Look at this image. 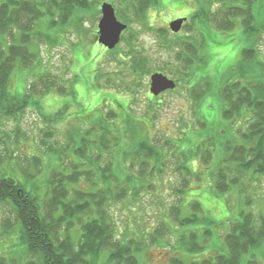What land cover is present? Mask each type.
I'll return each instance as SVG.
<instances>
[{
	"label": "trees",
	"instance_id": "obj_1",
	"mask_svg": "<svg viewBox=\"0 0 264 264\" xmlns=\"http://www.w3.org/2000/svg\"><path fill=\"white\" fill-rule=\"evenodd\" d=\"M161 1H108L115 8L118 19L128 25L118 45L125 43L128 47L127 52L121 51L119 47L108 51L109 56L114 59L115 68L110 72L100 68L95 77V86L124 93L130 98L135 97L134 95L142 89L143 81L152 74L154 68L144 55V50L137 46L139 33L134 31L136 29L133 30V26L140 24L144 31L155 32L157 35L161 32L165 35L170 34L164 30H156L149 22V11L161 5ZM256 1L202 0L203 5H200L183 27L191 34L198 28L199 40L193 36L173 35V39L166 37L160 43L162 50L174 54V47H179L180 50L174 55V60L182 65L187 75L188 70L197 61L201 65L206 64V55H202L207 48L203 26L212 25L218 31L227 33L234 30L236 21L240 19L247 37L255 39L259 33L264 32V24L257 26L256 23L254 14ZM92 7V0H2L0 40L4 37L5 40L0 43V118H17L31 104L39 106L42 111V100L53 91L74 95L72 87L69 89L66 86V80H60L53 74H42L27 86L24 94L13 95L11 93L13 75L16 70L32 68L38 61V55L33 53L30 47L34 40L42 41L44 38L49 40L48 42L58 43L40 29L35 32L38 27L50 31L54 25L61 26L59 23L71 21L76 10H91ZM210 10L213 13H210ZM97 13L101 15L100 10H97ZM44 19L47 21L43 22ZM198 30L194 34L198 33ZM242 54L243 59L236 67L235 79L228 80L221 87L220 95L224 103V118L235 121L243 117L246 129L241 130L238 140L227 141L224 144L225 156L215 171L213 186L218 195L237 193L244 198L252 189V183L258 182L256 177H264V82L255 80V77L249 76L250 71L248 72L257 51L245 49ZM154 72L156 73V70ZM177 82L181 83V79L177 78ZM202 82L190 89V97L196 105L200 104L199 102H202L213 89L211 81ZM110 95L115 97L113 94ZM113 102L121 103L118 99ZM134 102L132 100L131 103ZM106 110L100 120L76 133L80 143L74 144L70 150L87 163L85 166L91 168L102 161L103 167L81 173L77 172L81 165L71 164L73 170L69 175H62L49 169L45 174L41 167L42 158L38 156L31 159L33 162L31 166L38 167L37 172L41 169L39 179L42 178L41 183L44 185H36L37 173L25 177L24 181L14 179L12 176H0V208L14 218L13 221L9 217L3 218L5 231L0 236L10 235L12 230L18 229L17 241L22 247L25 264H139V243L135 236L125 239L123 235H119L111 209L115 202L130 196L135 199L143 188L151 190L154 185L145 181L146 177L142 172L140 176L132 175L134 163L128 170L124 168L125 172L120 176L113 170V162L106 161L107 154L119 146L121 140L125 139L124 135L137 132L135 126L130 125L129 121H124L126 128L123 134H120V128L115 123L118 114L113 110L107 108ZM2 134L0 130V151L2 148L8 151ZM47 136H50V133ZM138 136L139 134L136 137ZM73 139L71 135V141ZM167 141L164 147L159 149L149 139H143L138 146L134 144L135 149L131 155L125 154V160L126 157L133 155L135 158H143L138 165L144 169L143 171H146L149 161H154L160 167L156 166L151 171L160 172L164 164L163 157L174 148L171 139ZM71 146L72 142L68 144V149L62 150L61 155L65 156ZM55 152L54 150L53 153ZM198 156L206 165L213 159L211 150L199 152ZM180 159L182 163L176 168L178 172H182L181 185L175 190L180 201L178 206H174L173 210H176V213L170 217L176 228L171 231L165 222L162 224L168 233L174 235L182 227L210 223L199 202L190 205L191 213H186L182 206L183 196L189 190L191 181L200 180L201 174L191 171L187 156L180 155ZM249 174L253 178L248 179ZM82 178L87 182L88 190L75 187ZM246 179L248 180L245 181ZM137 182L140 183L137 185ZM247 182L251 185L247 186ZM245 198L246 204L250 207L252 200ZM239 216L240 218L231 224L230 232L225 237V255L209 257L200 262H186L180 255H175L169 264H259L256 262L257 255L261 254L264 257V214L255 216L248 210L241 211ZM162 233L161 227H157L153 233H148L146 244L160 243L163 239ZM211 238L212 232L203 228L197 231H184L179 234L178 240L187 253L193 254L204 251ZM15 262L12 258L0 257V264Z\"/></svg>",
	"mask_w": 264,
	"mask_h": 264
},
{
	"label": "rangeland",
	"instance_id": "obj_2",
	"mask_svg": "<svg viewBox=\"0 0 264 264\" xmlns=\"http://www.w3.org/2000/svg\"><path fill=\"white\" fill-rule=\"evenodd\" d=\"M108 1L92 0L91 10H76L68 23H59L61 26L56 27L54 25L50 31L43 30L42 27L35 30V32L39 29L46 32L58 43L48 42L49 40L44 38L42 41L36 39L31 43V50L38 55V61L30 69L14 72L11 93L22 95L26 92L27 86L35 82L42 74H53L60 80H66V86L69 89L72 87L74 95L53 91L42 100V111L39 106L31 104L17 118H0V130L3 132L5 147L8 148V151L6 148L0 151V176H12L14 179L24 181L25 177L37 173L36 185L41 186L42 178L39 179V174L43 170L45 174L49 169L62 175H69L73 170L70 167L71 164L81 165L77 171L81 173L103 167L102 161L91 168L85 166L84 164L87 163L70 150L74 144L80 143V139L76 137L77 132L100 120L107 111L106 108L113 110L118 114L115 123L120 128V134H123L126 128L124 121H129L130 125L135 126L137 132L133 131L132 135H124L125 139L121 140L119 146L107 154L106 161L113 162V170L120 176H123L124 168L128 170V167L134 163L132 175L140 176L142 172V175L146 177L145 181L154 185L151 190L143 188L135 199L130 196L115 202L111 209L119 235H123L125 239L135 236L139 243V264H169L170 259L175 255H180L186 262H200L209 257L225 255V237L230 232L231 224L240 218V212L250 210L255 216L264 214V177H256L258 182L252 183V189L245 196L252 200L250 207L246 204V198L240 197L237 193L232 195L216 193L213 186L214 174L225 156L224 144L227 141L238 140L241 130L246 129L243 117L235 121L224 118V103L220 89L228 80L235 79L236 67L242 61V53L245 49L257 51L251 63V70L248 69L249 76L264 82V32L259 33L255 39L247 37L240 19L236 21L234 30L227 33L218 31L212 25L203 26L202 24L204 28L200 27L206 36L207 44L202 55H206V64L201 65L197 61L186 75L182 65L174 60V55L180 50L179 47H174L173 54L162 50L160 43L166 37L173 39V35L193 36L199 40L198 28L191 34L186 32L183 26L180 32L173 33L170 24L174 20L183 18L188 22L203 2L202 0H162L161 5L149 11V22L156 30H164L172 35H165L163 32L157 35L155 32L144 31L140 24L134 25L133 30L138 31L137 46L144 50V55L150 60L154 71L158 73L161 70L163 75L175 82L177 78H180L181 83L176 85L174 90L165 92L160 99L152 98L151 100L147 96H152L149 89L150 75L156 74L153 71L143 81L142 89L134 95L135 97L130 98L124 93L120 94L114 90H104L95 86V77L100 68H104L105 72L115 68L114 59L96 39L101 18L97 10H101L102 4L109 3ZM210 13L213 11L210 10ZM254 14L257 26L263 25L264 0L256 1ZM55 20L57 21V18ZM46 21L43 20V22ZM197 30L198 33L194 34ZM4 40L5 37L0 40V43ZM117 47L127 52V44L123 43ZM203 80L211 81L213 89L202 102H199L198 106L190 97V89L203 83ZM110 94L115 95L121 103H115V105L113 101L116 99ZM132 100L135 102L131 103ZM246 118L248 119V116ZM49 133L50 136H47ZM137 134H139L138 137H136ZM71 135L74 137L72 141ZM143 139H149L159 149H162L167 140L171 139L174 148L173 151L166 152L163 157L164 164L160 172L151 171L156 166L160 167L154 161H149L146 171H143V168L138 167L143 158H135L133 155L126 157L125 160V154L131 155L135 149L134 144L138 146ZM71 142L72 146L68 153L62 156V150L68 149V144ZM54 150L55 153H53ZM205 150H211L213 153V159L207 165L198 156L199 152ZM180 155L188 157V166L191 171L201 174L200 180L191 181L189 190L183 196L182 206L186 213H191L190 205L199 202L210 223L182 227L174 235L171 232L168 233L162 224L165 222L171 231L176 228L175 222L170 217L176 213L173 209L174 206L179 205L180 201L175 193L181 185L182 172H178L176 168L182 163V160H179ZM38 156L42 158V171L40 169L37 172L38 167L31 166L33 164L31 159ZM250 178H253L251 174L248 175V179ZM139 183L137 182V185ZM246 184L251 185L250 182ZM75 187L83 190L89 188L83 178ZM6 212L0 208V235L5 231L3 218L9 217L10 220H14ZM157 227L162 228L163 239L160 243L146 244V238H149L148 233H153ZM203 228L212 232V238L205 250L193 254L187 253L180 246L179 234ZM17 230H12L10 235L0 236V257L12 258L14 262L17 260L15 264H25L22 247L17 241ZM256 262L264 264V257L258 254Z\"/></svg>",
	"mask_w": 264,
	"mask_h": 264
},
{
	"label": "water",
	"instance_id": "obj_3",
	"mask_svg": "<svg viewBox=\"0 0 264 264\" xmlns=\"http://www.w3.org/2000/svg\"><path fill=\"white\" fill-rule=\"evenodd\" d=\"M102 18L98 25V42L108 50H114L121 41L123 32L127 25L117 19L114 7L109 3H104L101 7ZM187 19H178L170 24L171 31L178 33ZM176 84L162 74H153L151 76V93L159 96L161 93L174 90Z\"/></svg>",
	"mask_w": 264,
	"mask_h": 264
},
{
	"label": "flooded vegetation",
	"instance_id": "obj_4",
	"mask_svg": "<svg viewBox=\"0 0 264 264\" xmlns=\"http://www.w3.org/2000/svg\"><path fill=\"white\" fill-rule=\"evenodd\" d=\"M162 96H159V97H157L158 99H160ZM147 98H151V100H152V97L151 96H147ZM149 101H150V99H149Z\"/></svg>",
	"mask_w": 264,
	"mask_h": 264
}]
</instances>
